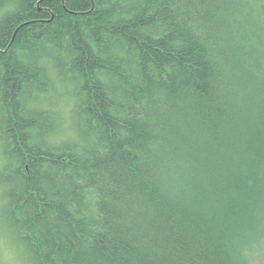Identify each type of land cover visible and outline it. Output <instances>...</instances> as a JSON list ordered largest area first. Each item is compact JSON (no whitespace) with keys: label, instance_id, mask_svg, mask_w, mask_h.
<instances>
[{"label":"trees","instance_id":"1","mask_svg":"<svg viewBox=\"0 0 264 264\" xmlns=\"http://www.w3.org/2000/svg\"><path fill=\"white\" fill-rule=\"evenodd\" d=\"M263 242L264 0H0V264Z\"/></svg>","mask_w":264,"mask_h":264},{"label":"rangeland","instance_id":"2","mask_svg":"<svg viewBox=\"0 0 264 264\" xmlns=\"http://www.w3.org/2000/svg\"><path fill=\"white\" fill-rule=\"evenodd\" d=\"M69 122V119H67ZM264 242L259 246V243L252 245L248 249L247 258L250 264H264Z\"/></svg>","mask_w":264,"mask_h":264}]
</instances>
